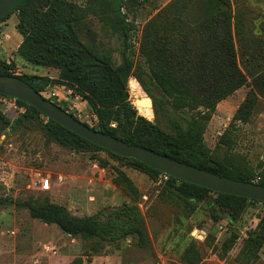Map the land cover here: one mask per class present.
Returning <instances> with one entry per match:
<instances>
[{
    "label": "rangeland",
    "instance_id": "obj_1",
    "mask_svg": "<svg viewBox=\"0 0 264 264\" xmlns=\"http://www.w3.org/2000/svg\"><path fill=\"white\" fill-rule=\"evenodd\" d=\"M67 1L82 7L78 28L82 41L108 52L119 63L123 42L106 0ZM229 1L235 12L233 41L246 81L215 104L203 138L209 155L227 172L247 170L257 177L264 165V0ZM210 7L211 0L124 3L122 10L132 27L129 53L135 63L127 80L129 100L136 106V99L148 96L152 106L141 108V113L164 130H170L169 113L156 115L147 91H153L154 84L139 53L142 30L153 19L149 33L155 32L160 59L165 58L175 72L189 74L191 67L183 60L200 52ZM15 22L16 12L0 23V59L13 64L8 71L56 78V69L27 65L17 55L22 37ZM253 30L258 39L251 37ZM69 89L67 100L53 101L78 120L96 125L86 101ZM133 90L139 92L137 96ZM244 99L251 101L250 111L230 123ZM0 112L9 121L7 125L0 120V264H69L77 256L81 264H264V245L254 255L241 250L248 230L264 211L263 204L247 202L234 219L217 212L220 218L214 220V194L199 204L184 202L166 189L168 177L152 175L104 151L61 146L45 136L25 108L21 111L0 102ZM45 178L49 188L42 190ZM30 199L61 205L75 218H103L108 210L134 202L143 215L149 247L135 245L133 237L99 242L70 236L55 224L31 217L20 205Z\"/></svg>",
    "mask_w": 264,
    "mask_h": 264
},
{
    "label": "trees",
    "instance_id": "obj_2",
    "mask_svg": "<svg viewBox=\"0 0 264 264\" xmlns=\"http://www.w3.org/2000/svg\"><path fill=\"white\" fill-rule=\"evenodd\" d=\"M125 1L106 0L107 9L123 42L120 62L116 63L108 52L99 50L80 38L78 28L81 25V6L67 0H21L0 19V23L16 12L15 29L22 37L17 55L27 65L56 69L57 77L15 75L8 71L13 64H7L2 59L0 75L19 77L39 93L50 83L66 85L75 95L86 101L95 115L96 125L83 122L93 129L215 174L264 185V165H260L261 170L257 177L247 170L227 172L226 168L209 155L204 144L206 122L215 104L246 81L233 41L232 24L235 23V12L230 1L211 0L212 7L205 23V39L201 41L200 52H196V58L183 60L184 64L191 67L189 74L175 72L165 58L160 59L156 52L155 32L149 33L153 19L148 20L142 30L139 53L154 84V90L148 88L147 91L153 99L156 115L164 111L169 113V131L140 115L129 100L127 80L135 63L129 53L132 27L122 10ZM251 32L252 38H259L256 30ZM261 79L264 81L263 76ZM46 99L60 106L49 97ZM16 102L18 106L29 111L31 118L37 120L48 139L61 146L104 151L111 156L130 161L152 175L161 173L133 158L105 150L67 130L25 102L17 99ZM250 106L251 101L244 99L230 123L244 118L250 111ZM0 120L9 124L1 112ZM227 131L221 137H225ZM118 175L125 179L130 189L133 188L123 172L118 170ZM165 183L168 191L187 203L199 204L209 194H214L211 206L214 220L220 218L217 212L234 219L247 202H260L215 192L171 176H168ZM20 205L28 209L31 217L47 224H55L73 237L99 242H116L133 237L135 245L141 248H147L150 244L143 215L134 202H125L108 210L103 218L100 215L75 218L61 205L34 199L24 200ZM262 245L264 211L255 226L248 230L241 250H248L249 255H254ZM69 264H81V258L77 256Z\"/></svg>",
    "mask_w": 264,
    "mask_h": 264
},
{
    "label": "water",
    "instance_id": "obj_3",
    "mask_svg": "<svg viewBox=\"0 0 264 264\" xmlns=\"http://www.w3.org/2000/svg\"><path fill=\"white\" fill-rule=\"evenodd\" d=\"M21 0H0V19ZM0 94L13 97L34 107L44 116L67 130L112 153L133 158L178 180L193 183L209 190L264 202V185L241 181L209 172L142 146L129 144L84 124L72 114L41 96L32 86L16 76L0 75ZM136 104L152 106L151 99L143 96Z\"/></svg>",
    "mask_w": 264,
    "mask_h": 264
},
{
    "label": "built area",
    "instance_id": "obj_4",
    "mask_svg": "<svg viewBox=\"0 0 264 264\" xmlns=\"http://www.w3.org/2000/svg\"><path fill=\"white\" fill-rule=\"evenodd\" d=\"M69 93H71L69 88H66L65 85L63 84H56V85H52L51 87L46 86L42 91H41V96L46 95L48 96L51 100H67ZM44 97V96H43ZM0 102L1 103H5L7 104L9 107L12 108H16L18 107L19 110H23L24 107L23 106H18L16 99L13 97H8V96H4V95H0ZM160 176L162 179H166L168 177L167 174L164 173H160ZM40 186L42 188V190H46L49 188V180L47 178L41 180ZM260 204L264 205V202Z\"/></svg>",
    "mask_w": 264,
    "mask_h": 264
},
{
    "label": "bare ground",
    "instance_id": "obj_5",
    "mask_svg": "<svg viewBox=\"0 0 264 264\" xmlns=\"http://www.w3.org/2000/svg\"><path fill=\"white\" fill-rule=\"evenodd\" d=\"M134 84V83H133ZM133 93H135L136 94V96L138 95V91L137 90H133ZM134 96V95H133ZM138 100V99H137ZM143 107H148V106H146L145 104H140V105H138V104H136V108L138 109V111H139V114L140 115H142V113H141V108H143Z\"/></svg>",
    "mask_w": 264,
    "mask_h": 264
}]
</instances>
